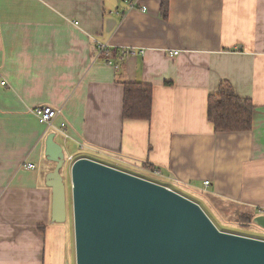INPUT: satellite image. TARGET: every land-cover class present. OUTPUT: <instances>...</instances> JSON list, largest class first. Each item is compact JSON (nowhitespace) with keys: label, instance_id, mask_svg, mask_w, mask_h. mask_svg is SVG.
Returning a JSON list of instances; mask_svg holds the SVG:
<instances>
[{"label":"crops","instance_id":"0c3cea01","mask_svg":"<svg viewBox=\"0 0 264 264\" xmlns=\"http://www.w3.org/2000/svg\"><path fill=\"white\" fill-rule=\"evenodd\" d=\"M162 1L0 0V264H72L74 232L51 219L52 132L66 157L264 214V0H169L167 17ZM222 81L254 101L250 131L208 120ZM125 82L153 86L149 120L124 118ZM42 105L61 109L53 127Z\"/></svg>","mask_w":264,"mask_h":264},{"label":"water","instance_id":"95a60500","mask_svg":"<svg viewBox=\"0 0 264 264\" xmlns=\"http://www.w3.org/2000/svg\"><path fill=\"white\" fill-rule=\"evenodd\" d=\"M51 219L65 223L66 152L48 135ZM76 264H264V239L221 230L193 199L88 157L70 166ZM254 223L264 229V214Z\"/></svg>","mask_w":264,"mask_h":264},{"label":"trees","instance_id":"16d2710c","mask_svg":"<svg viewBox=\"0 0 264 264\" xmlns=\"http://www.w3.org/2000/svg\"><path fill=\"white\" fill-rule=\"evenodd\" d=\"M164 17L169 11V0L162 1ZM124 118L149 120L152 116L153 86L143 82H125ZM256 107L252 99L236 93L228 81H222L219 90L208 97V120L216 132H247L253 127ZM247 214V213H243ZM247 221L252 222L258 212L248 213ZM39 228L43 229L42 226Z\"/></svg>","mask_w":264,"mask_h":264},{"label":"rangeland","instance_id":"374dc122","mask_svg":"<svg viewBox=\"0 0 264 264\" xmlns=\"http://www.w3.org/2000/svg\"><path fill=\"white\" fill-rule=\"evenodd\" d=\"M78 151H81V149H77L75 152ZM70 166L71 165L69 162L68 164H66V166L62 171L66 180L67 191H68V218L65 223L69 224V229L71 230V232H74V221H73V211H72V201H71ZM132 174L157 182L155 176L144 174L143 171H141L138 174L137 173H132ZM156 174H159V171L156 172ZM191 193H195V194H191ZM191 193L187 194L186 196L198 202L221 230L230 233L264 239V229L257 226L254 223V220L252 222L247 221L248 218L247 214L253 212L255 210L254 208L237 206L227 201L219 200L214 195L210 194L209 192H204L199 188H197L196 191ZM256 211L259 210L256 209ZM261 212L263 213L264 209ZM243 213H247V214H243ZM71 238H72V234H71ZM71 262L72 264H76L75 252L73 254V258L71 259Z\"/></svg>","mask_w":264,"mask_h":264},{"label":"built area","instance_id":"2783aa9c","mask_svg":"<svg viewBox=\"0 0 264 264\" xmlns=\"http://www.w3.org/2000/svg\"><path fill=\"white\" fill-rule=\"evenodd\" d=\"M107 47L105 45H102L101 48L99 49V53L101 55H103L104 52H106ZM179 54V51H171V55H177ZM119 67V65H116V68ZM0 84L1 85H6L7 81L2 79V73L0 71ZM34 114L36 115V117L38 118L39 122L41 124L47 125L48 127H53L54 126V122L58 119L60 113H61V109L60 108H54L52 106L49 105H42V106H37L34 108L33 110ZM65 123H62V128L65 126ZM60 128L59 130L62 132V134L64 135V137L67 139L69 137V134L67 133L66 130ZM77 158H74L72 156H68L66 157V164H68L70 162V165H72V163L76 160ZM25 167L33 169L36 166L32 163H27L25 164ZM210 181H205V185L209 186Z\"/></svg>","mask_w":264,"mask_h":264}]
</instances>
